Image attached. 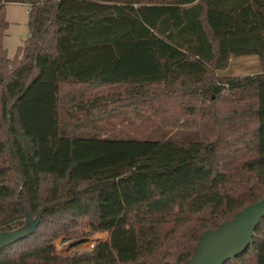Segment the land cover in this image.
Segmentation results:
<instances>
[{
  "label": "trees",
  "instance_id": "1",
  "mask_svg": "<svg viewBox=\"0 0 264 264\" xmlns=\"http://www.w3.org/2000/svg\"><path fill=\"white\" fill-rule=\"evenodd\" d=\"M9 2L28 6L13 58ZM252 55L264 0H0V225L39 219L0 264L185 263L264 197V68L216 75ZM82 219L106 238L59 252ZM222 264H264V216Z\"/></svg>",
  "mask_w": 264,
  "mask_h": 264
},
{
  "label": "rangeland",
  "instance_id": "2",
  "mask_svg": "<svg viewBox=\"0 0 264 264\" xmlns=\"http://www.w3.org/2000/svg\"><path fill=\"white\" fill-rule=\"evenodd\" d=\"M5 19L7 21V27L4 30L3 45L7 51L9 58H13L16 54V50L19 46L24 43V40L27 37V21H28V6L22 2H9L5 6ZM264 65V64H263ZM256 56H240L235 57L230 60L229 66L221 71L216 72L218 77H243L244 75L254 74L260 72L263 66ZM199 105V104H198ZM131 112V108H129ZM154 117V122L148 124L146 121L144 126L139 128L138 118L135 121V125L132 129L136 132H133L131 135L143 137L147 133H151L154 130L156 125L160 122L159 115L150 116ZM183 119L179 117V122ZM152 125V126H150ZM125 125H121V128H124ZM153 133V132H152ZM35 220V218H32ZM28 221L22 219V224H12L9 225H0V231L2 230H12L19 228L25 225ZM12 227V228H9ZM91 227L88 225L87 219H82L77 227L71 230V233L68 237L60 236L55 239L54 245L56 249L63 253L68 254L75 251H81L90 247V243L93 241L103 240L107 236V232L94 231L91 232ZM83 240V241H81Z\"/></svg>",
  "mask_w": 264,
  "mask_h": 264
},
{
  "label": "water",
  "instance_id": "3",
  "mask_svg": "<svg viewBox=\"0 0 264 264\" xmlns=\"http://www.w3.org/2000/svg\"><path fill=\"white\" fill-rule=\"evenodd\" d=\"M264 216V197L245 206L229 219L222 221L216 228L205 230L198 239V245L191 257L181 264H222L250 244L254 230ZM28 222L12 230L0 231V248L31 234L39 219H32L26 212Z\"/></svg>",
  "mask_w": 264,
  "mask_h": 264
},
{
  "label": "built area",
  "instance_id": "4",
  "mask_svg": "<svg viewBox=\"0 0 264 264\" xmlns=\"http://www.w3.org/2000/svg\"><path fill=\"white\" fill-rule=\"evenodd\" d=\"M94 244H95V241L91 242L89 246H90V247H93Z\"/></svg>",
  "mask_w": 264,
  "mask_h": 264
}]
</instances>
